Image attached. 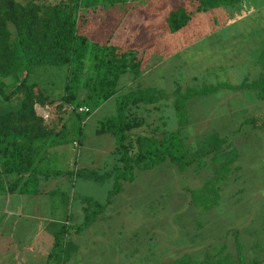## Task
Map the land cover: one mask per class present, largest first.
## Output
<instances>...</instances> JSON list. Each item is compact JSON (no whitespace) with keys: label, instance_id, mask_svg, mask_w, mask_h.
<instances>
[{"label":"rangeland","instance_id":"rangeland-1","mask_svg":"<svg viewBox=\"0 0 264 264\" xmlns=\"http://www.w3.org/2000/svg\"><path fill=\"white\" fill-rule=\"evenodd\" d=\"M110 2L100 0L93 10L90 9L80 30L98 41L111 35L115 44L138 51L141 57L139 79L132 80L130 70L121 74L119 92L139 84L159 86L173 92L178 87H197L204 83H237L264 70V0H244L238 17L232 21L226 18L223 24L220 19L224 17L218 14L219 7L193 10L185 25L173 32L165 25L164 16L177 6L192 8V0ZM63 77V65H39L30 73V78L52 94L60 88ZM172 98L173 95L169 99ZM54 104L34 105L45 119L56 122L58 112ZM185 105L183 117L186 124L182 132L186 142L194 144L200 133L212 130L225 134L226 142L239 152L234 161L239 165L235 172L238 178L233 179L231 175L218 190L217 201L204 208L203 203L191 198L209 176L208 169L196 171L190 165L179 170L168 162L150 169H136L134 179L124 184L106 209L111 222L106 236L97 241L98 247L84 254L80 264H110L112 250L120 252L124 248L121 255H126L121 256L117 264H152L158 263V258L165 255L177 257L184 253L200 259L204 249L214 252L222 244L234 254L236 247L232 235L237 236L242 245L239 249L247 257L263 255L264 99L258 98L250 88H219L191 97ZM114 108L115 100L111 97L85 116L86 152L91 151L104 136L93 132L97 121L112 113ZM140 112L145 123L134 132L146 133L154 125L166 129H174L178 125V113L169 101L159 110L145 107L140 108ZM244 117L254 118L258 126L253 122L240 124ZM105 135L108 137L109 134ZM72 146L80 151L77 142ZM111 156L106 152L100 155V159L107 161ZM40 163V166L51 167L44 160ZM84 188L87 194L102 200L107 185L90 183ZM57 194L52 193L49 203L61 200ZM71 216L74 219L73 214ZM120 216L127 218L126 224H116Z\"/></svg>","mask_w":264,"mask_h":264},{"label":"trees","instance_id":"trees-1","mask_svg":"<svg viewBox=\"0 0 264 264\" xmlns=\"http://www.w3.org/2000/svg\"><path fill=\"white\" fill-rule=\"evenodd\" d=\"M126 1L111 0L110 3ZM192 1V8L177 6L167 11L164 21L168 30L173 32L183 27L193 10L219 7L218 14L224 17L221 23L226 18L232 21L242 11L239 8L244 0ZM98 3L100 0H0V193L36 192L31 181L38 172L40 147L66 142L79 144L83 137L82 120L88 112L111 97L115 100L114 111L100 118L94 127L96 134L111 135L112 161L102 170L87 169L95 179H109L106 194L102 200L90 196L81 198L80 220L71 225L60 223L53 231L44 264H61L70 256L74 244L64 240L68 229L79 231L92 223L124 184L134 179L136 169H150L164 162L179 170L190 165L196 171L208 169L209 176L191 199L203 203L204 208L210 207L209 203L217 201L222 184L231 175L233 179L238 178L235 172L239 165L234 161L239 152L226 142L225 134L214 130L200 133L194 144L187 143L182 132L186 124L185 102L219 88H250L258 98L264 99V70L237 83H204L197 87H178L173 92L139 84L119 92L121 74L130 70L131 79L138 78L141 57L135 48L110 42L109 36L102 41L92 40L80 30V25L87 20L86 13ZM39 65L64 66L61 86L54 94L30 78L32 69ZM168 101L178 113L176 128L154 125L146 133L134 132L145 123L140 108L159 110ZM52 102L58 112L57 121L61 122L58 127L54 120L48 121L34 109V103ZM81 105L87 109L78 110ZM242 122L255 123V119L244 117ZM79 153L75 148L71 173L80 176L81 168L75 163ZM234 245V254L222 244L214 252L204 249L200 259L184 253L163 264H264V253L262 257H247L239 249L242 245L236 235Z\"/></svg>","mask_w":264,"mask_h":264},{"label":"crops","instance_id":"crops-1","mask_svg":"<svg viewBox=\"0 0 264 264\" xmlns=\"http://www.w3.org/2000/svg\"><path fill=\"white\" fill-rule=\"evenodd\" d=\"M109 38L114 43L111 35ZM60 124V121H56L57 127ZM83 125L84 119L82 120L83 137L79 143L80 153L75 162L81 168L80 176L71 173V166L74 163V148L71 142L63 143V145L42 146L37 159L38 172L33 182L31 181L32 187L37 191L0 193V264H44L53 231L58 228L60 223H70L71 225L79 221L82 206L81 198L83 196L92 197L84 191L86 189L84 185L91 183L107 185L108 188L109 179H95L92 172L88 170L92 168L102 170L111 163L113 158L112 137L110 134L106 137V133H102L104 136L99 138V141L94 145L95 147L86 152ZM100 144L105 145V147L99 146ZM106 152L112 156L108 157L107 161L104 158L100 159V155H104ZM41 160L51 164V167L40 166ZM53 192H58L57 196L61 198L57 203H49ZM75 192L77 195L74 196ZM108 206L88 226L79 231H74L73 228L68 229L64 240L66 243L74 244V250L62 264H80L85 253L98 247L97 241L106 236V230L111 223L108 210L106 211ZM117 220L116 224L118 225L127 223V218L121 216ZM232 240L234 243V235H232ZM255 245L254 242L253 246L255 247ZM135 246L134 249H136ZM124 251L112 250L110 264H117L121 256L125 257L126 253L121 255ZM172 258H174L173 255L170 257L165 255L161 259L158 258V263H151L163 264Z\"/></svg>","mask_w":264,"mask_h":264},{"label":"built area","instance_id":"built-area-1","mask_svg":"<svg viewBox=\"0 0 264 264\" xmlns=\"http://www.w3.org/2000/svg\"><path fill=\"white\" fill-rule=\"evenodd\" d=\"M35 104V103H34ZM38 104V103H37ZM36 105H34V109L36 108L35 107ZM78 110H86L87 109V107L86 106H83V105H81V106H78V108H77ZM35 111H36V109H35ZM37 112V111H36ZM38 113V112H37ZM39 114V113H38ZM39 115H41V114H39ZM42 116V115H41ZM43 117V116H42ZM44 118V117H43ZM73 143H76V142H72V144Z\"/></svg>","mask_w":264,"mask_h":264}]
</instances>
